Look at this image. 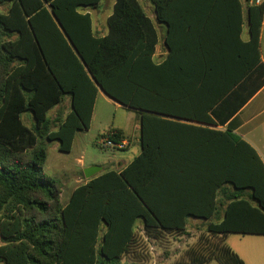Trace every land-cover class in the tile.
Listing matches in <instances>:
<instances>
[{
  "label": "trees",
  "instance_id": "1",
  "mask_svg": "<svg viewBox=\"0 0 264 264\" xmlns=\"http://www.w3.org/2000/svg\"><path fill=\"white\" fill-rule=\"evenodd\" d=\"M103 1L0 0V264H145L142 236H184L190 219L205 234L176 264H247L226 239L264 236V162L214 119L260 64L264 3L244 19L243 0H150L166 27L157 63L159 35L138 0H115L108 33L94 34L88 10ZM100 89L137 114L142 151L62 204L48 143L71 153ZM65 96L70 110L52 118Z\"/></svg>",
  "mask_w": 264,
  "mask_h": 264
},
{
  "label": "crops",
  "instance_id": "2",
  "mask_svg": "<svg viewBox=\"0 0 264 264\" xmlns=\"http://www.w3.org/2000/svg\"><path fill=\"white\" fill-rule=\"evenodd\" d=\"M114 1L115 0L109 1L111 3V10L103 11L102 15H99L98 11H96L95 13H91L93 31L96 36H105L108 33L107 20L112 13ZM261 3H264V0H243L244 19H246L247 5H258ZM102 4L103 3H101V5ZM101 5L99 9L101 8ZM142 7L149 18L153 21L159 35V44L154 55V61L159 63L165 59L168 53V50L164 46L166 27L157 21V15L153 4L148 5L147 3V5ZM242 38L243 40H248L246 25H244ZM260 58L261 60L259 66L255 68L253 72L248 76V78H246L234 90V92L228 98H226V100L216 109V116L214 119L216 126L214 128L218 130H232L233 133L251 144L256 149L259 156L264 162V15L260 33ZM99 100H101L102 103L113 101L101 90L99 91L89 130L93 128L96 121V106ZM116 107L117 109L124 108L125 110H127V112H129V115L125 117L123 124L117 123L116 119L111 122H107L105 126L104 124H102L103 126H101L97 131L95 142L98 143L99 140L104 137L109 130H117L121 132V136L123 138L122 142L124 143L125 147L122 150H116L126 152L127 155L113 154L117 164L112 161L111 166L107 168L105 166L107 164L97 162L89 166L101 167L102 172L107 171V169L121 171L142 151L140 120L137 114L118 103L116 104ZM236 107L240 108L233 112ZM197 125H201L202 127L205 126L202 124ZM76 137L74 140V144L76 142ZM131 152H133V156L128 158V154H130ZM81 164L83 165V161L81 162ZM83 168L84 170L87 169L85 166H83ZM203 228L204 222L202 220L190 219L186 233L188 234V232L190 231H197ZM184 236H180L178 238H182ZM248 236L254 237L238 241L235 239L236 244L239 246V248H235V246H231L228 244L230 242L231 235L227 237L226 243L247 264H264V236ZM158 243L160 244L161 242Z\"/></svg>",
  "mask_w": 264,
  "mask_h": 264
},
{
  "label": "rangeland",
  "instance_id": "3",
  "mask_svg": "<svg viewBox=\"0 0 264 264\" xmlns=\"http://www.w3.org/2000/svg\"><path fill=\"white\" fill-rule=\"evenodd\" d=\"M109 1L110 0H104L100 9H89L88 11L90 13L98 11L99 15H102L103 11L111 10V3ZM138 1L142 6L147 5V3L148 5H152L150 0ZM6 10L7 6L0 4V12H5ZM116 104L117 103L114 101L107 103H102L101 100L98 101L96 106L97 118L93 128L77 134L76 142L71 153L66 154L60 152L58 150L59 143L57 141L48 143V158L45 167V174L49 178H56L61 182L60 200L62 204H65L69 200V197L75 188L89 180L84 174L83 166L88 168L97 162L107 164L105 165L107 168L111 166L112 161L117 164L113 154L127 155L126 152H121L113 148H102L95 142L97 131L103 126L102 124L105 126L107 122H111L114 119H116L117 123L123 124L125 117L129 115V112L124 108L117 109ZM59 109L63 110L64 114H67L70 110L69 96H65L62 106L54 109L50 113V116L55 118ZM23 119L26 124L31 125L26 116L23 117ZM132 153L133 152L128 154V158L133 156ZM82 161L83 165L81 164ZM107 171L109 170L107 169ZM140 230L141 228H138V231ZM204 231L205 228L197 231H190L182 238L168 237L167 240H163L160 244L158 242L146 240V238L142 236V240L138 245V252L141 253L139 258L142 262H145V264H176L181 260L184 261L186 251L192 245H196L199 238L205 234ZM250 237L254 236H241L234 234L231 235L228 244L235 246V248H239L236 244V240L250 239ZM210 264L219 263L213 261Z\"/></svg>",
  "mask_w": 264,
  "mask_h": 264
},
{
  "label": "built area",
  "instance_id": "4",
  "mask_svg": "<svg viewBox=\"0 0 264 264\" xmlns=\"http://www.w3.org/2000/svg\"><path fill=\"white\" fill-rule=\"evenodd\" d=\"M98 145L102 148H113L119 150H122L125 147L123 142L117 144L113 141L111 137H108L106 135L99 140Z\"/></svg>",
  "mask_w": 264,
  "mask_h": 264
},
{
  "label": "water",
  "instance_id": "5",
  "mask_svg": "<svg viewBox=\"0 0 264 264\" xmlns=\"http://www.w3.org/2000/svg\"><path fill=\"white\" fill-rule=\"evenodd\" d=\"M100 90L102 91V89ZM100 172H102V168L98 166H92L84 170V174L87 179L93 178L94 176L98 175Z\"/></svg>",
  "mask_w": 264,
  "mask_h": 264
}]
</instances>
